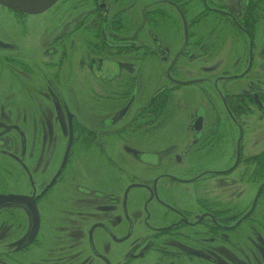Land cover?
<instances>
[{
    "label": "rangeland",
    "instance_id": "rangeland-1",
    "mask_svg": "<svg viewBox=\"0 0 264 264\" xmlns=\"http://www.w3.org/2000/svg\"><path fill=\"white\" fill-rule=\"evenodd\" d=\"M111 1H101L110 4L106 20L101 17L106 11L99 10L97 0H56L47 11L34 16L15 14L0 7V99L5 108L3 117L5 178L2 190L4 193L43 194L40 205L45 225H49L50 229L57 224L62 227V224L67 225L66 231L71 236L68 240H80V236L86 233L89 226L94 228L96 224L114 225L116 215L126 219V213L120 212V207L125 202L123 194L112 189L121 180H115V171L120 169V164L111 163L110 159L113 148L111 127L104 125L102 127L100 123L101 118H107L112 112L113 97L109 94L110 85H102L93 77L89 68L94 60L109 57L111 50L108 44L113 43L110 38L114 32L117 36H121L120 32L130 33L131 30L133 34L137 32L138 25L134 24V17H144V14L141 15L144 9L148 10L149 18H156L158 24L164 1H134L135 6L131 13L128 10L133 21L130 31L117 26L120 23L119 20L126 17L120 12L127 13V11L119 8L115 10L114 3ZM127 1L129 0H120L119 3L124 5L123 3ZM174 1L178 2V6L185 12L186 22L192 25L194 23L191 34L195 36L189 40V46H191L185 47L184 45L181 21L177 38L171 37L169 32L172 30L166 29L160 32V29L146 30V28L138 33V38L134 41L138 43L146 41L149 45L147 48L152 49V37L155 34V37L159 38L161 47L170 44L169 47L172 50H169V54L171 56L176 55V52L186 50L196 52V59L188 60L184 56L177 64L185 65L184 76L195 78L197 82L194 100L196 107H208L210 102L218 104L216 100L218 93L223 92L221 84L217 82L222 74L221 69L227 58L228 62L236 61V56L239 54L232 53L231 46L228 49L230 50L229 57H225L226 50L223 42L229 34L231 35L230 40L238 38L239 31L222 17L207 12L201 0ZM212 1L217 4L227 3L231 7L225 5L224 9L235 16H241L244 12L245 18H252L256 22V32L264 35V0H253L251 9L250 6L247 8L244 5L247 0H240L241 3L243 2L241 8L237 6L236 0ZM164 11L165 17L178 16L172 7L165 6ZM116 14L117 19L114 20ZM213 16L216 19H212ZM154 24L151 23L150 26L154 27L156 25ZM212 25L216 27L217 32L209 41L206 31ZM98 33H104V37H100ZM193 42H195L194 47ZM263 45L264 40L260 42V49L257 51V66L254 71L261 83H264V52L261 51ZM152 59L153 61L149 62L148 67L145 68L144 96L153 92L156 87L155 85L153 87V79L148 75L152 74L158 79L157 65L158 62L161 65L160 54L158 53ZM106 62L105 71L108 72L109 61ZM113 68L112 65V71ZM240 83L242 82H235L238 85ZM228 84L233 86V83ZM239 90L241 89L237 88V91ZM259 90L264 96V90L262 88ZM50 98L56 100L62 107V114L56 115ZM67 111L73 118V143L66 164L63 170H60L67 144V132L66 128L63 132L61 131L57 120L62 119L65 122ZM208 111L211 109L209 108ZM212 117L213 113L210 112L209 119ZM46 119H50L51 123ZM34 121L37 124L35 128ZM47 123L52 125L50 133L47 131ZM221 124L223 129L222 127L220 129L225 134L229 135L232 131L236 133V127L232 126L233 130H230L231 123ZM257 126L260 129L261 146H264V113H260ZM93 130L99 133L94 134ZM226 144L225 140L224 144H216L217 146L212 151L190 153L185 161L188 163L173 164L168 168L163 166L164 160L160 161V165L152 164L156 163L157 159L154 160L155 155L150 151L149 159L154 161L152 163L144 161V182L150 184L152 180H204L197 184L195 197L197 212L204 209L206 183L212 186L213 194L219 198L222 196L223 198H236L238 193L242 194L241 198L244 202L250 203L255 193L252 184L253 169L242 167L230 169L229 166L236 153L234 149L224 151ZM246 153H249L247 149ZM127 164L129 166L127 171L124 168L120 169L125 172L124 177L131 172L140 175L139 165L134 160H130ZM59 170L61 173L57 176ZM260 172L261 181L264 183V155L261 156ZM54 178H56V185L50 191L46 190L48 183ZM230 183L232 185H229ZM92 189H104L105 191L102 195L94 196ZM47 193L51 194L48 200H46ZM110 194H113L112 200L116 201V207L110 206L115 204L109 201ZM178 197L181 198V194ZM76 198L85 199L79 202ZM141 198L135 193L131 196L126 194L127 217L142 214L139 205L136 204ZM1 212L3 224L0 225V230H3L5 234V242L9 239L20 240L26 226L27 214L22 209L12 206H5ZM145 213L152 226L161 223L159 220L163 218L164 213L169 214L157 205L148 206ZM260 225L261 234H264L262 231L264 230V215L260 216ZM251 226H253L251 222H245L242 226L244 233L249 234L248 236H251ZM222 234L224 237L235 236L232 233ZM100 235L104 236V233L100 232ZM257 237L253 240H257ZM83 238L88 239L86 236ZM109 240L111 241L110 238ZM251 241V237L249 239L246 237L243 249H237L236 244L226 243L225 246L216 245L212 250L225 257V264H264V260H259L257 252L254 251L255 245ZM246 242L249 244L246 245ZM16 244H5V249L15 252ZM0 245L2 246L3 243ZM126 250V248L115 247L114 253L111 249L109 256L114 257L115 264H122L127 258ZM159 252L158 248H150L144 259L131 262V264H182L181 261L184 260L177 259L185 258L183 256H163ZM195 261L200 260L195 259Z\"/></svg>",
    "mask_w": 264,
    "mask_h": 264
},
{
    "label": "flooded vegetation",
    "instance_id": "flooded-vegetation-1",
    "mask_svg": "<svg viewBox=\"0 0 264 264\" xmlns=\"http://www.w3.org/2000/svg\"><path fill=\"white\" fill-rule=\"evenodd\" d=\"M101 1L97 0V7L100 11H106L103 12L105 13L104 16L100 15L106 20L105 17L108 15L110 4ZM119 1H111L114 3L115 10L116 8L124 9L127 13L120 12L122 16L126 17L119 20L120 23L117 26L125 31H130L133 21L128 12L131 13L135 6L134 1L137 0H129L124 2V5H121ZM163 1L159 25L156 18H149L148 10L144 9V13L141 11V15L144 14V17H134V24L138 25L137 32L135 34L131 33L133 30L130 33L120 32L121 36H117V33L114 32L110 38L113 43L108 44L111 50L109 57L94 60L89 68L94 75L93 77L102 85H110L109 94L113 97L112 112L107 118L103 117L100 120L102 127H111L110 133L113 137L110 136L113 142L111 163L120 164V169L124 168L127 171L129 169L127 163L134 160L140 168V175L131 172L127 177L123 176L125 174L123 170L115 171V180H121V182L115 184L112 189L123 194L125 206L123 204L120 207V212L126 213V219L116 215L114 225L96 224L95 226L94 224V228L87 227L86 233L83 235L88 238L87 240H84L83 236H80L81 239L77 241L68 240L71 236L66 231L67 225L62 224V227L57 224L53 229H50L49 225H45L40 205L44 197L43 194L35 193L33 195V192L28 194L4 193L2 183L5 178L3 163L5 108L2 99H0V189L2 190L0 191V225L3 224L1 211L5 206L22 209L27 214L26 226L20 240L9 239L5 242V234L3 230H0V244L3 243L2 246L0 245V264H115L114 257L109 256L110 250L112 249V253H114L115 247L127 249L125 251L127 258L122 264H131V262L144 259L150 248H158L159 254L163 256H183L185 258L177 259H183L185 262L181 261L182 264H225V257L212 249L216 245L225 246L226 243L236 244L237 249H243L246 237L252 238L251 242L255 245L254 251L257 252L259 260H264V234H261L260 230V228L262 229L260 216L264 215V183L261 181L260 175L264 146H261L262 139L260 129L257 126L260 113H264V96L259 90V88L264 90V83H261L254 72L257 66V51L260 49V42L264 40V35L256 32V22L252 18H245L244 12L241 16H235L232 12L224 9L225 5L231 7L227 3L217 4L212 0L209 2L201 0L207 12L222 17L239 31L238 38L230 40L231 35L229 34V37L223 42L226 50L225 57H229L230 50L234 54H239L236 56V61L228 62L227 58L221 69L222 74L218 77L217 82L219 81L218 83L221 84L223 92L219 91L220 93H218L216 99L218 104L210 102L208 107H196L194 100L197 82L195 78L184 76L185 70L183 68L185 65L177 64L180 58L184 56L188 60L196 59V52L186 50L176 52V55L171 56L169 54V50H172L169 47L170 44L166 47L162 46V48L160 41H158L159 38L157 39L155 34L152 37V49L147 48L149 45L146 41L140 43L134 41L138 38V33L146 28V30L160 29V32L166 29L172 30L169 32L171 37L177 38L181 21L184 45H186L185 47L191 46H189V40L195 36L191 34L194 23L192 25L190 22H186L185 12L178 6V2L174 0ZM252 3L253 0L250 2L247 0L244 5L247 8L250 6L251 9L253 8ZM54 4L55 2L52 6ZM236 4L241 8L243 2L236 0ZM165 6L176 10L178 16L165 17ZM0 7L23 16L36 15L14 10L1 4ZM115 17L117 14L114 16V20L117 19ZM212 19H216L215 16ZM151 23L156 25L150 26ZM216 32L217 29L213 25L206 31L209 41ZM98 35L104 37V33H98ZM192 46H195V42ZM231 46L232 48L228 50ZM262 50L264 52V45ZM158 53L161 61V65L157 61L158 79L157 77L154 78L152 74L148 75L153 79V87H156L153 92H150L151 94L148 93L144 96L145 68ZM245 55L246 57H243ZM106 61H109L110 66L108 72L105 71ZM112 65L114 66L113 71L111 70ZM236 81L242 83L238 85L235 84ZM228 83H233V86H229ZM237 88L241 90L237 91ZM50 99L56 115L62 114V107L56 100ZM209 108L211 111H208ZM210 112L213 113L211 119H209ZM69 115L67 111L65 122L62 119L57 120V125L62 132L66 128L67 144L70 134ZM70 116L73 121L72 115ZM46 121L51 123L50 119H46ZM224 122L227 125L231 123V131L233 130L232 126L236 127V133L232 131L229 135L228 133L225 134L221 124ZM35 127L37 124L34 121ZM46 127L50 133L52 125L47 123ZM93 133L98 134L99 131L93 130ZM73 134L72 122L71 145L66 156L67 144L65 146L60 170H63L66 164L73 143ZM225 140L227 144L224 145L226 148L224 151L234 149L236 153L231 166H229L230 169L233 170L238 167L253 169V173H251L254 174L252 184L255 193L250 203L244 202L241 198L242 194L238 193L236 198H223V196L219 198L213 194L212 186L206 183L204 209L197 212L195 200L197 184L204 180H152L150 184L144 182V161L152 163L156 158L157 162L152 164L160 165V161L164 160L163 166L166 168L173 164L182 165L188 163L185 162L188 154L198 151H212L217 146L216 144H224ZM246 149L249 153H246ZM150 151L155 155L154 160L149 159ZM60 170L57 172V176L61 173ZM55 185L56 178L50 180L46 190L50 191ZM91 191L95 196L104 194L105 190L92 189ZM127 193L129 196L135 193L138 197H142L136 203L139 205L142 214L127 217ZM180 194L181 198L178 197ZM112 195L110 194L109 201L115 203L116 201L112 200ZM4 196H13L18 199L16 202H5L3 201ZM50 196L51 194L47 193L46 200ZM84 199L76 198L79 202ZM144 199L147 201L145 202ZM34 205L39 223L37 231L32 236L30 231L36 211L30 207H34ZM155 205L163 208L169 214L164 213L163 218L159 220L161 223L152 226L149 224L150 219L147 213L144 214V212L148 206L154 207ZM110 206L113 208L117 204ZM245 222H251L253 225L251 226V236L245 234L242 229ZM45 228L46 230H44ZM254 228L257 230L255 231ZM100 232H103L104 236H101ZM222 233H232L235 236L224 237ZM256 237L257 240H253ZM11 243H17L14 246L15 252L5 249V244L11 245ZM248 244L249 242H246V245ZM195 259L200 261L196 262Z\"/></svg>",
    "mask_w": 264,
    "mask_h": 264
},
{
    "label": "water",
    "instance_id": "water-1",
    "mask_svg": "<svg viewBox=\"0 0 264 264\" xmlns=\"http://www.w3.org/2000/svg\"><path fill=\"white\" fill-rule=\"evenodd\" d=\"M55 1L56 0H0V4L3 6L9 7L11 9H14V10L26 12L28 14H39L45 11L46 9H48L49 7H51ZM69 131H70L69 141L67 144L65 156L68 153V150L71 145V139H72V119L70 115H69ZM3 199H4L3 201L5 202H9V201L16 202L18 198H15L13 196H4ZM30 209H34L36 211L35 205L34 207L31 206ZM38 219L39 218H38V214L36 211V214L33 220V225L30 231V234L32 236L37 231L38 223H39ZM30 234H29V237H30Z\"/></svg>",
    "mask_w": 264,
    "mask_h": 264
}]
</instances>
